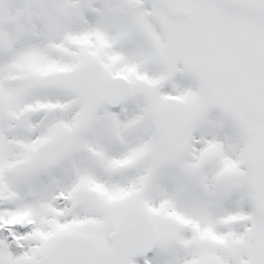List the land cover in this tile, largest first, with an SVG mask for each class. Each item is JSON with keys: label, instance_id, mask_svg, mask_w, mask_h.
Returning <instances> with one entry per match:
<instances>
[{"label": "snow or ice", "instance_id": "6c2138e0", "mask_svg": "<svg viewBox=\"0 0 264 264\" xmlns=\"http://www.w3.org/2000/svg\"><path fill=\"white\" fill-rule=\"evenodd\" d=\"M0 264H264V0H0Z\"/></svg>", "mask_w": 264, "mask_h": 264}]
</instances>
